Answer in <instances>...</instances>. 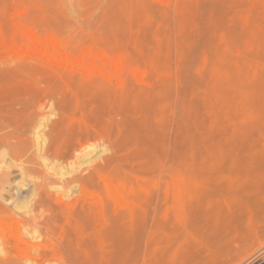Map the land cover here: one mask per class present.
Listing matches in <instances>:
<instances>
[{
    "label": "rangeland",
    "instance_id": "rangeland-1",
    "mask_svg": "<svg viewBox=\"0 0 264 264\" xmlns=\"http://www.w3.org/2000/svg\"><path fill=\"white\" fill-rule=\"evenodd\" d=\"M0 139V264L211 242L264 196V0H0Z\"/></svg>",
    "mask_w": 264,
    "mask_h": 264
},
{
    "label": "bare ground",
    "instance_id": "bare-ground-1",
    "mask_svg": "<svg viewBox=\"0 0 264 264\" xmlns=\"http://www.w3.org/2000/svg\"><path fill=\"white\" fill-rule=\"evenodd\" d=\"M31 37H33L32 39H34V35L31 36ZM50 42H52V41H50ZM59 49H61V48L59 47ZM63 52H65V51H63ZM65 53L63 54L64 56H65ZM81 57H80V59H81ZM114 58H115V56H114ZM63 61L66 62L65 60H63ZM91 61H92V59H91ZM108 63H110V62H108ZM96 65H98V64H96ZM74 68H75V66H74ZM105 78H107V76H105ZM1 142H3V141L1 140ZM22 151H24V150H22ZM17 152H19V151L17 150ZM9 155H11V154H9ZM6 157H7V154H6ZM15 158H16V156H15ZM17 170H19V169H17ZM28 170H30V169H28ZM23 171H24V168H23ZM19 173H21V172H19ZM26 175L29 176V173L26 174ZM21 179H20V181H21ZM0 180H2L1 182H2L3 185H4V183L10 184L9 183V181H10L9 180V175L5 174L4 172L2 174H0ZM108 183H109V186H111L109 181H108ZM108 183H106V184H108ZM172 185H173L172 201L175 204V211L177 212V214L180 217H183L185 215V206H184L185 201H184L183 194H184L186 186L188 185V180H187V178L185 176L180 175L178 178L173 179ZM5 186H7V185H5ZM32 187H33V190H34V184H33ZM114 187L115 186H113V189L115 190L116 188H114ZM2 188H0V189H2ZM3 190H5V188H3ZM109 190L111 191L112 189L109 188ZM115 192H116V194L115 193L114 194L118 195L116 190H115ZM32 193H34V192H32ZM34 195H37V194H34ZM128 195H129V193H128ZM93 196L96 198L95 195H93ZM90 197H92V196H90ZM134 197H136V196H134ZM7 199H8V197H7ZM119 199H120V197H119ZM115 200L117 201V199H115ZM1 201L3 203V200H1ZM94 201H96V200L94 199ZM96 202H98V200ZM13 203H15V202H13ZM123 203H126V201L122 202L120 205H122ZM94 206H96V205H94ZM42 209H44V208H42ZM99 209L100 208H98V210ZM97 216H98V214H97ZM33 218H34V216H33ZM99 218L101 220L100 215H99ZM263 222H264V196L256 198V199H253V200H250L248 202H242V210H239L236 213H232L230 211H226L224 214H221L220 216L215 217V225H214L215 231H214V237L212 238L211 242H208V243H205V244L180 246L179 248H176V249H174L172 251H166L167 252V254H166L167 256H166V259H165L166 260L165 264H264V233L260 234V235H257L255 237V239L252 240L250 243H248L246 245H242V250H240V248H238L239 247L238 239H239V236L241 235V233H242V240H243L244 236L246 235V234L244 235V232L246 230L253 229V228L257 227V226H260L261 224H263ZM3 226H5V224ZM75 252H76V250H75ZM122 255H121V257H122ZM118 256H120V254ZM75 257H76V255H75ZM113 259H114V257H113ZM71 260L73 262V258H71ZM100 260H101V258H100ZM123 260H125V259H123ZM114 261L117 262V260H114ZM108 262L111 263L110 261H108ZM119 262H120V260L118 261V263ZM124 262H126V261H124ZM66 263H69V260ZM78 263H80V262H78ZM109 263H106V264H109Z\"/></svg>",
    "mask_w": 264,
    "mask_h": 264
}]
</instances>
